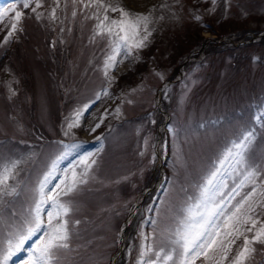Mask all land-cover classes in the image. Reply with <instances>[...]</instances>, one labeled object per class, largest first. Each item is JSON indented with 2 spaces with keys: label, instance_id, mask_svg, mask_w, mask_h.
Masks as SVG:
<instances>
[{
  "label": "rangeland",
  "instance_id": "obj_1",
  "mask_svg": "<svg viewBox=\"0 0 264 264\" xmlns=\"http://www.w3.org/2000/svg\"><path fill=\"white\" fill-rule=\"evenodd\" d=\"M12 2L0 0V5ZM105 2L139 13L155 9L150 25L155 31L139 51V60L130 58L117 65L111 73L116 79L110 95L102 97L82 126L68 136L61 128L64 117L107 86L99 69L106 41L97 38L90 43L95 21L85 19L95 9L78 3L73 19L72 0H61L57 10L61 24L47 18L53 0H43L38 11L45 16L40 21L30 8L18 5L24 13L21 30L7 44L2 42L12 14L0 21V158L23 160L10 183L23 186L34 181L66 145L79 147L61 168L100 150L98 180L79 198L82 203L74 216L81 220L76 226L79 234L72 250L61 254L62 264H136L140 231H153L144 221L161 208L160 227H165L168 207L184 195L180 189L191 194L209 161L245 127L255 130L253 158L264 159V121L255 119L264 111V0H231L227 14L224 0H217L214 13L208 11L211 0ZM197 14L201 21L193 19ZM12 40L17 42L13 48ZM117 106L120 115L115 113ZM105 109L104 123L92 132ZM145 137L155 146L154 161L153 148L145 150ZM146 175L149 187L142 190ZM158 186L157 195L149 194ZM250 190L251 185L244 191ZM5 200L10 201L7 208L18 214L27 207L26 191ZM149 207L152 212L146 211ZM39 235L26 242L9 264H22ZM256 248L249 264H264V246ZM235 250L234 246L233 254ZM196 264H204L203 259Z\"/></svg>",
  "mask_w": 264,
  "mask_h": 264
},
{
  "label": "snow or ice",
  "instance_id": "obj_2",
  "mask_svg": "<svg viewBox=\"0 0 264 264\" xmlns=\"http://www.w3.org/2000/svg\"><path fill=\"white\" fill-rule=\"evenodd\" d=\"M176 2L179 3V0ZM72 3L73 19L77 16L78 3L83 4L84 9H95L85 19L95 21L90 43H95L97 38L106 41L99 69L107 86L96 92L95 99L75 107L64 117L61 128L65 136L74 134L73 129L82 126L91 108L102 97L110 95V86L116 79L111 73L123 60H139V51L148 46L155 31L150 27L154 23L155 9L148 13L132 12L105 0H72ZM224 3L227 14L231 0H224ZM18 5H22L23 9L30 8L38 21L45 16L44 12L38 11L43 7V0H13L7 7L0 5V21L12 14L3 44L9 43L13 35L21 30L18 25L24 13L18 10ZM216 6L217 0H211L208 11L214 13ZM60 7L61 0H53V6L47 13L50 21L63 23L57 16ZM64 7L67 8L66 2ZM109 13L119 15L113 17ZM159 19L162 20L163 16ZM193 19L201 21L202 17L197 14L193 15ZM60 31L63 32L64 28L61 27ZM157 75L163 79L162 74ZM115 113L121 114L120 106L116 107ZM107 115L108 110L105 109L91 128L92 132L104 123ZM255 119L264 121V111ZM169 131L174 135L177 133L175 128ZM149 139L144 138L145 150L153 148L154 161L155 146L149 145ZM255 139V130L245 127L226 144L192 185L191 194L184 188L180 189L184 195L178 203L168 207L165 227H160L161 208L155 210L154 218L144 221L151 224L153 231L151 234L140 231L136 264H196L201 258L204 264H249L257 251L256 245L264 246V159L253 158ZM78 147V144L64 146L49 159L34 181L24 182L23 186L10 183L19 175L18 169L23 160L0 158V264H9L11 258L24 249L25 243L38 233L40 235L27 249V258L22 264H62L61 254L72 250V241L79 234L76 226L81 224L80 219L74 218L82 203L79 198L91 191L89 185L98 180L96 168L99 161L96 157L100 151L80 155L78 160L61 168V162ZM140 155H145V152ZM174 155L178 163L181 154L177 151ZM229 178H232L231 185ZM249 185L251 190L245 192ZM25 191L27 207L23 213L8 209L10 201L5 198L18 197ZM146 211L152 212L153 209L149 207ZM240 240L242 243L237 245ZM234 246L236 250L233 254Z\"/></svg>",
  "mask_w": 264,
  "mask_h": 264
},
{
  "label": "trees",
  "instance_id": "obj_3",
  "mask_svg": "<svg viewBox=\"0 0 264 264\" xmlns=\"http://www.w3.org/2000/svg\"><path fill=\"white\" fill-rule=\"evenodd\" d=\"M16 43H17L16 40H12L10 47H12V48L15 47L16 46ZM148 178H149V176H147V175L143 178V181L141 182L142 183V188H141L142 190L144 188H148L149 187L148 186V182H149ZM163 181H164V178L162 177V180H161V183L159 184V186L163 183ZM159 186L156 187L152 192H149V194H152V196L153 195H157V193L159 192Z\"/></svg>",
  "mask_w": 264,
  "mask_h": 264
}]
</instances>
